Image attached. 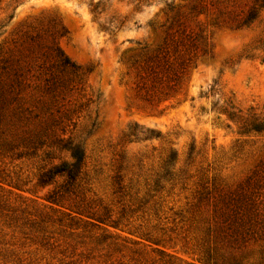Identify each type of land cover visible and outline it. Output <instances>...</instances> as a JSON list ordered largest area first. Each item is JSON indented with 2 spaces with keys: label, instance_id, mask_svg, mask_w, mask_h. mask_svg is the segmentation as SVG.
<instances>
[{
  "label": "rangeland",
  "instance_id": "obj_1",
  "mask_svg": "<svg viewBox=\"0 0 264 264\" xmlns=\"http://www.w3.org/2000/svg\"><path fill=\"white\" fill-rule=\"evenodd\" d=\"M252 117L261 0H0V264H264Z\"/></svg>",
  "mask_w": 264,
  "mask_h": 264
},
{
  "label": "trees",
  "instance_id": "obj_2",
  "mask_svg": "<svg viewBox=\"0 0 264 264\" xmlns=\"http://www.w3.org/2000/svg\"><path fill=\"white\" fill-rule=\"evenodd\" d=\"M261 7L264 8V0H261ZM253 17L250 16L249 20H252ZM64 64L68 65V60L64 58ZM228 111H225L224 113L227 115V117L231 120L236 118V115L234 113L235 108L233 106H229ZM242 133H261L264 131V120L260 119L258 117H252L249 120L246 119L243 121L242 124ZM64 149H66L71 158L70 163H62L59 166H53L50 170L43 173L40 177V183L47 184L53 180L54 177L58 175H65L67 178L68 183H72L76 180L78 175L81 172L83 162H84V154L82 150L77 146H72L71 144H67L64 146Z\"/></svg>",
  "mask_w": 264,
  "mask_h": 264
}]
</instances>
